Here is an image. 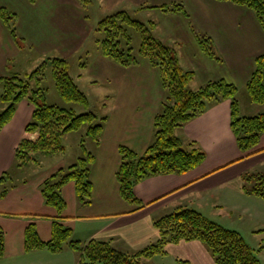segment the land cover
<instances>
[{"label": "crops", "instance_id": "crops-1", "mask_svg": "<svg viewBox=\"0 0 264 264\" xmlns=\"http://www.w3.org/2000/svg\"><path fill=\"white\" fill-rule=\"evenodd\" d=\"M99 2L108 14L119 9L140 12L143 10L139 8L149 3L153 6L182 3L189 17L180 12L164 11V24L171 41L167 43L174 47L182 67L195 72L189 84L191 89L217 79H225L244 89L256 70V58L264 54V28L256 14L233 2ZM0 5L16 15V27L22 39L17 43L0 20V78L29 73L47 57L57 56L69 61L70 72L72 64L79 68L75 78L80 88L84 87L83 84L86 89L89 86L90 92H95L100 86L107 87L100 97L106 101L103 109L100 112L95 110L98 115L107 116V120L100 143L93 141L90 150L96 155L90 172L92 203L81 205L78 202L73 181L62 189L67 202L62 214L66 217L63 223L73 230L74 239L84 243L93 238L113 239L114 246L119 249L138 250L160 238L154 225L156 219L179 206L192 207L206 215L202 207H207L211 202L209 199L217 192L220 196H233L239 202L234 204V210H246L248 207L244 204L253 203L258 216L264 219V199L243 190L244 175L252 173L264 156V134L256 147L258 152L245 156L231 127L230 99L211 105L203 114L176 130V135L184 142L194 141L205 151L206 159L202 164L183 174L155 175L136 183L134 192L145 205L142 208L125 201L117 177L121 164L120 147L126 146L144 154L153 141L155 117L166 95L160 72L146 60L132 66L121 65L104 56L97 42L93 47L88 45L94 28L78 0H0ZM155 24L156 29L158 23ZM199 30L210 36L221 60L209 57L202 50L197 37ZM188 42L191 48H188ZM0 87L2 89L1 84ZM92 106L91 103V110L94 109ZM5 107L0 99V111ZM34 109L30 100L20 101L12 120L0 133V177L6 172L11 176L8 192L0 196V227L5 233V254L0 264H48L52 261L50 258L66 251L70 252V257L53 264H79L80 253L69 245L65 251L53 256L48 249L26 250L28 225L35 223L42 240L49 241L52 238V218L59 215L58 210L44 200L43 182L76 161L63 160L62 155H54L53 159L43 156V162H47L40 171L18 178L25 167L16 165L15 151L24 137H36L26 133ZM215 207L211 204L212 211ZM29 215L46 217L32 218ZM174 249L181 250L187 257L185 259H190L193 264H216L199 240L167 245V256L171 254L181 262V256H177Z\"/></svg>", "mask_w": 264, "mask_h": 264}, {"label": "trees", "instance_id": "trees-1", "mask_svg": "<svg viewBox=\"0 0 264 264\" xmlns=\"http://www.w3.org/2000/svg\"><path fill=\"white\" fill-rule=\"evenodd\" d=\"M35 1V0H31ZM88 8L91 0H79ZM229 1L250 8L264 28V0H219ZM160 8L165 12H180L189 17L182 3L162 6H143ZM89 18V14H87ZM0 20L4 22L12 37L20 43L21 37L16 27V15L0 5ZM155 22L148 24L133 18L126 10H119L100 20L95 32L103 31L104 38L96 40L101 53L124 65L132 66L142 60L148 61L160 72L166 95L162 108L155 117L154 138L144 154H138L129 147L121 146V164L117 177L120 182V194L129 203L139 208L145 205L134 192L136 183L155 175L183 174L204 162L206 153L194 141L184 142L176 135V130L184 127L190 120L203 114L211 105L222 100H231V127L236 136L239 149L245 156L258 151L256 147L264 134V112L252 116H240L238 101L239 88L225 79L211 80L197 89L189 84L195 72L182 67L173 46L154 35ZM132 30L141 34V44L135 53ZM198 41L204 52L215 60H221L215 51L210 36L197 33ZM85 66V63H83ZM52 74L60 95L68 102L87 108L78 113L73 107L49 104L45 101V89L42 87L47 69ZM2 92L0 99L6 107L0 111V133L10 122L17 105L23 99L34 104L35 109L26 133L35 134V138L24 137L15 151L16 165L26 166L37 162V154L57 155L66 150L63 139L66 134L87 128L86 136L99 144L104 132L107 116H100L90 109L88 95L79 87L71 75L70 63L63 57H47L33 71L0 78ZM246 88L253 102L264 104V54L256 58V70L247 82ZM41 101V102H40ZM43 101V102H42ZM85 141L84 136L82 143ZM94 152L85 148V154L77 162L61 168L46 179L41 191L46 204L54 206L59 215L52 218V238L44 241L39 235L37 225L30 223L25 232L27 251L48 249L60 253L69 245L80 253L79 264H150L149 260L166 254L169 243L181 241H201L212 255L216 264H263L252 248L236 230L223 227L200 211L179 206L170 213L156 219L154 225L160 232V238L138 250H123L113 244V239L93 238L87 243L73 238V230L63 221L62 214L67 207L63 196V187L73 181L76 195L81 205L92 203L93 184L90 172L95 161ZM11 176L8 172L0 177V196L9 189ZM243 190L264 199V172L246 173L243 177ZM46 217L29 215V217ZM5 254V233L0 227V259ZM183 264H190L182 260Z\"/></svg>", "mask_w": 264, "mask_h": 264}, {"label": "rangeland", "instance_id": "rangeland-1", "mask_svg": "<svg viewBox=\"0 0 264 264\" xmlns=\"http://www.w3.org/2000/svg\"><path fill=\"white\" fill-rule=\"evenodd\" d=\"M79 1V0H78ZM80 2V1H79ZM81 3V2H80ZM83 5V4H82ZM146 6H153V4H148ZM84 7V6H83ZM146 9H149L146 11ZM120 10V9H119ZM139 10V9H137ZM143 11L134 12L132 10L129 11V13L133 16L134 19L139 20L143 23H149L150 21H154L158 23V27L153 31L154 35L159 37L164 42H171L169 37H167V27L164 24V11L160 8H144ZM86 14H89L90 23L93 26L94 30L89 38V43L91 47H93L96 43L97 39L104 38L105 34L103 31H97L95 32V28L100 20H102L104 17L109 15L106 13L105 9L101 6V3L99 0H91L90 5L88 8H86ZM115 12V11H114ZM249 23H247L248 25ZM200 35H204L202 31L197 32ZM133 34V42L132 45L134 47V52L137 53L140 44H141V34L138 31L132 30ZM186 40H188V37L185 36ZM167 43V44H168ZM188 48H191L190 42L187 43ZM203 50V49H202ZM204 51V50H203ZM36 67H33V69H30V71H33ZM79 70L78 67H76L74 64L71 65V75L75 78V74ZM76 82L77 79L75 78ZM103 85H105L103 83ZM83 88H81L89 97L91 103H92V110H96L97 112H100L101 109H103L104 100L100 99V97L104 94L105 91H107L106 86H100L99 91L90 92L89 86L88 89H86V85H83ZM42 87L45 89V101L49 104H58L61 106L66 107H73L78 113L85 112L86 109L84 106L79 105L77 103L68 102L66 101L59 93L56 82L52 74V68L49 67L46 71V77L43 80ZM1 89V87H0ZM109 89V88H108ZM2 90V89H1ZM238 101H239V107H240V116H246V115H257L259 113L264 112V104H258L252 101L250 94L247 90V88L239 89L238 93ZM41 102V101H40ZM43 102V101H42ZM86 130L87 128L84 126L79 131H73L68 134H66L65 139H63L64 145L66 144V150L60 154L62 155L63 160H70L74 159L75 162L78 161L79 157H82L85 152V148L87 150L92 149V143L93 140H91L88 136H86ZM84 136L85 141L82 143V139ZM43 156L48 157L49 159H53L54 155H45L38 153L37 157L38 162L37 163H31L28 166H24L25 170L22 172H19L18 178L21 176H30L34 172L40 171L46 164L43 162ZM28 167V168H26ZM68 167V166H67ZM258 172H264V156L260 158V162L255 165V169L252 171V173H258ZM122 197V196H121ZM123 198V197H122ZM124 199V198H123ZM125 200V199H124ZM211 200L210 204L207 205V207H202L204 209V212L206 213L205 216L210 218L211 220L219 223L225 228L236 230L238 231L245 241L256 250V254L261 259L262 263L264 264V219H261L260 216L256 213L255 207L253 203L246 202L244 205H247L248 208L246 210H234V204L239 203L234 197H225L220 196V193H215ZM126 201V200H125ZM237 201V202H235ZM128 202V201H127ZM129 203V202H128ZM134 204V203H132ZM211 204L215 205V210L212 211ZM136 205V204H134ZM192 206V205H191ZM201 206V205H200ZM192 208V207H191ZM201 242V241H200ZM173 244V243H172ZM177 244V243H175ZM168 245V244H167ZM205 246V245H204ZM206 247V246H205ZM167 248V246H166ZM207 249V247H206ZM208 250V249H207ZM65 251V250H63ZM174 252L177 256H181L182 260L188 261L190 264H193L190 259L187 258L184 253L179 249H174ZM209 252V251H208ZM60 254V253H58ZM51 255V254H50ZM55 255V253H52V256ZM70 252L66 251V253L61 255H56L54 258H50L52 261L48 262V264L57 263L60 261H65L67 258L70 257ZM74 261V259H72ZM69 261V260H68ZM194 261V260H193ZM195 262V261H194ZM150 264H183L182 261L178 262L174 257L170 254L167 256L165 255H158L152 259L149 260Z\"/></svg>", "mask_w": 264, "mask_h": 264}]
</instances>
